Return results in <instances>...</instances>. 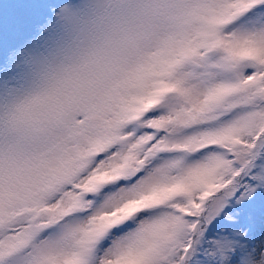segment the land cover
<instances>
[{"label":"snow or ice","instance_id":"1","mask_svg":"<svg viewBox=\"0 0 264 264\" xmlns=\"http://www.w3.org/2000/svg\"><path fill=\"white\" fill-rule=\"evenodd\" d=\"M0 264H264V0H0Z\"/></svg>","mask_w":264,"mask_h":264},{"label":"rangeland","instance_id":"2","mask_svg":"<svg viewBox=\"0 0 264 264\" xmlns=\"http://www.w3.org/2000/svg\"><path fill=\"white\" fill-rule=\"evenodd\" d=\"M9 9V6L7 4L4 5V11L7 12Z\"/></svg>","mask_w":264,"mask_h":264}]
</instances>
